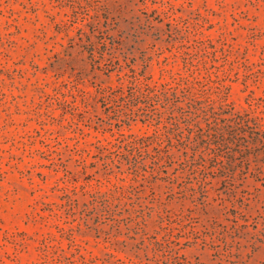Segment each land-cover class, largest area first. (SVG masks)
<instances>
[{
  "label": "rangeland",
  "instance_id": "rangeland-1",
  "mask_svg": "<svg viewBox=\"0 0 264 264\" xmlns=\"http://www.w3.org/2000/svg\"><path fill=\"white\" fill-rule=\"evenodd\" d=\"M77 28L94 31L93 51L70 47ZM125 72L198 77L212 98L251 105L264 124V0H0V264H264V139L213 159L198 137L203 113L181 88L178 102L172 92L153 102L103 97ZM138 106L161 113L162 132L175 121L183 132V142L165 138L174 159L158 171L146 154L136 173L97 147L118 132L119 110ZM153 128L137 120L121 131ZM232 190L249 199L238 224L221 214ZM164 207L191 209V225L160 231Z\"/></svg>",
  "mask_w": 264,
  "mask_h": 264
},
{
  "label": "trees",
  "instance_id": "trees-1",
  "mask_svg": "<svg viewBox=\"0 0 264 264\" xmlns=\"http://www.w3.org/2000/svg\"><path fill=\"white\" fill-rule=\"evenodd\" d=\"M64 25L68 27L69 24L66 22ZM93 32L92 30L88 33L82 28H77L75 36L69 37L70 47L78 45L93 51L95 47V42L92 40ZM115 70L116 68H110L109 72ZM119 71H121L120 67ZM130 71L133 70L130 68ZM118 79L120 83L116 87H103L100 89V93L102 90L101 94L103 97L115 100L119 99L120 101L129 98L132 100L146 99L149 102H153L157 98L169 100L170 92H172L171 95L177 99L176 91L179 88L188 92V95L191 97L189 106L193 108L195 107L194 102H197L198 111L203 113V119L207 126L205 129L202 127L199 128L198 137L204 138L203 143H206L207 149L210 151L209 154L213 159H216L218 156L216 150H221L229 144L238 146L241 144V140H243L244 143H248L264 139V124H261L263 118L251 107V105L248 108L237 109L228 101L227 94H218L216 99L212 98L208 94V89L198 77H193L192 81L183 76L175 78L172 82L158 80L150 81L146 77L141 78L136 75H129L125 72L124 75L120 76ZM196 86H198V88H196ZM176 102H178V99ZM119 112L120 114L118 116L116 115L114 118L115 123H110V126H115L118 129L117 133L113 132V128L110 129L113 139L105 140V143L98 140V143H100V145L97 146L98 149L102 153L107 152V154L104 155L105 157H110L112 154L111 151L114 149L136 173H138L139 169L138 163L141 162L139 158L143 154H146L153 160V165L150 166L151 172L155 170L158 171L156 166H159L161 160L165 158L170 160L174 159V156L170 154L168 150H165L167 146L164 145V142L166 138V141L171 143L172 135L177 136L179 138L178 140L183 142V132L177 121L173 122V129H169L165 126L167 130L166 132H162L159 127H156L161 123V120H159L161 118V113H149L139 106L136 110H132L131 108H129V110L120 109ZM191 113L195 112L191 111ZM156 115L159 116L158 119L155 117ZM173 118L175 120V117ZM137 120H140L147 126H153L154 128L150 133L141 135L125 134L121 131L123 126L130 127L131 123ZM154 120L157 121V124L154 123ZM249 130V139H247L246 133H248ZM212 145L215 147H212ZM201 159L205 161L204 156H201ZM233 161L234 157L231 156V163H228L229 167L232 165ZM204 166L205 165H203V167ZM222 167H224V165H222ZM204 169H202V171H204ZM107 170L109 172L112 171L109 168H107ZM142 175V181L146 180L145 174ZM114 188L123 190L124 185L122 183H114ZM190 191L188 198L192 199V202H195L198 188H191ZM199 191L201 193H206L207 190L203 183L200 184ZM231 195L234 199L230 200V204H226L225 201L221 202V214L224 216L225 220H231L238 224L239 219H245V213L249 207V199L237 197L235 190L231 191ZM168 197L173 198L174 194H168ZM150 208L153 209V207ZM158 216L160 231L166 230L171 222H178L185 227L191 225L194 219L191 209L187 214H176L164 207L162 210L158 211ZM163 222H166L167 226L164 227ZM211 224H218V220L214 218ZM156 244L161 245L160 241L156 242Z\"/></svg>",
  "mask_w": 264,
  "mask_h": 264
}]
</instances>
